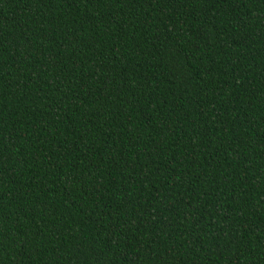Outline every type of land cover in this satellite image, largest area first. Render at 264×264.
<instances>
[{
	"label": "trees",
	"instance_id": "trees-1",
	"mask_svg": "<svg viewBox=\"0 0 264 264\" xmlns=\"http://www.w3.org/2000/svg\"><path fill=\"white\" fill-rule=\"evenodd\" d=\"M0 264H264V0H0Z\"/></svg>",
	"mask_w": 264,
	"mask_h": 264
}]
</instances>
